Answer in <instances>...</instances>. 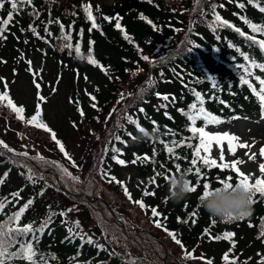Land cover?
<instances>
[{
	"label": "trees",
	"instance_id": "obj_1",
	"mask_svg": "<svg viewBox=\"0 0 264 264\" xmlns=\"http://www.w3.org/2000/svg\"><path fill=\"white\" fill-rule=\"evenodd\" d=\"M256 2L257 0L252 4L248 3V0H202V6L196 7L195 0H114L111 5L104 6L91 0H33L32 5L21 6L19 13L14 14L13 21L0 37V65L8 69L15 78L25 77L32 91L34 90V96L37 95L33 82L34 73L37 74L36 82L41 85L40 95L44 94V84L51 90L60 89L62 85L66 87L70 104L68 111L70 118H73L72 122L79 129L86 130L89 142H96L98 145L101 143V148L94 155V170L98 181L104 183L109 193L120 201L117 207H111L102 200L96 201L94 204H99L97 211L106 220L107 216H110L111 224L120 228L129 237L126 238L128 240L136 237L139 242L146 241L145 245H149L148 237H144L143 233L133 226L137 222L140 223L141 219L145 225L162 235L165 241L158 235L157 237L162 240L163 264H205L206 260H211L213 264H224L222 257L229 249H232L229 252L230 260L236 259L237 264H243L244 261H248V264H258L264 257V237L260 235L264 224V197H254L256 202L252 204L251 215L241 220L226 222L210 216L200 206L199 196L202 194V188L176 203L168 198V183L162 177L157 178L156 184L149 183L155 172L164 171L160 167L161 164L172 172L175 171V163H180L182 169L190 166L192 149L186 145H195L198 139L194 137L187 140L192 136L188 131L192 125L187 115L182 114L180 110L189 113V105L193 103H197L199 107L193 89L203 95L206 111L218 116L224 123L230 122L236 116H262L258 97L246 84L240 83L243 70L238 69L236 65L244 63V60L236 48L257 62H264V53L234 28L217 26L214 29L212 14V5L215 4L216 13L224 20L240 28L246 35L264 39V34L253 33L241 19L246 17L252 23L264 26V12L259 10V7H264V0H259L258 7L254 6ZM238 3H243L245 7H237ZM82 5H91L98 28L89 31L92 22L86 18ZM10 10L11 5L6 0L3 10L0 11V18L6 19ZM104 16L119 17L123 31L115 27V19L104 20ZM57 19L60 23L55 22ZM49 20L53 23L49 24ZM30 24L39 35H34L29 30ZM46 24L52 36L44 32ZM60 24L65 26V33L71 31L72 50H69V42L61 34ZM77 41L81 44L79 57L74 50ZM89 41H93L91 53ZM229 44L234 47H229ZM193 45L199 47L189 52ZM89 55L98 61L96 65L87 62ZM144 55L150 59L143 60L141 57ZM29 60L32 62L31 71L26 63ZM252 71L264 78V73L259 69ZM208 76L216 79L218 88L213 89L212 83L207 80ZM139 77L141 80L134 87V92L138 91V94H134V98L127 103L122 122L116 128L110 126L106 131L105 126L110 125L114 102L123 93L125 85L132 78ZM249 79L259 91V83L254 77ZM5 82L0 79V92L4 91ZM7 90L13 102L24 107L25 119H30L35 114L37 96L34 104L24 105L17 103L10 89ZM157 93L161 96L168 95L169 100L160 99ZM92 96L95 100L91 99ZM42 104L41 102V119L55 131L57 138L68 150ZM93 104L96 105L95 108L92 107ZM0 108L14 113L6 101L0 104ZM141 108L144 109L143 112L140 111ZM79 109H82L83 116ZM127 116L138 120L148 135L145 136L138 131L135 124L129 123ZM16 121L28 132L43 133L49 143L59 150L50 133L19 119ZM152 121L156 122L155 126L159 129L156 133L153 132ZM196 126H204V121L197 120ZM169 129L171 133L168 132ZM117 136L120 137L119 140L116 139ZM182 139L184 144L175 148L176 154L182 159H170L160 141L172 146L173 140ZM113 148L119 149L123 155L113 152ZM154 149L157 153L155 164L152 163ZM113 155L124 159L127 165L117 164L112 159ZM144 156L148 157L146 162L137 159ZM133 160H136L135 164L132 163ZM24 162L18 154L9 152L0 145V178L4 179V183L0 184V198L11 201L4 208L5 215H0V221L18 211L28 200H32L33 204L21 217V225L31 224L33 228H40L42 224L47 223V227L24 239L38 240L35 245L38 253L52 254L57 258L49 259L48 264H132L133 260L135 264L143 263L138 258L139 255L135 256L127 247L120 250L117 245L111 243L110 238L106 240V235L103 234L104 226L100 220L91 224L87 231L74 227L72 212H68L66 216L56 215L49 222L50 212H67L63 207L66 201L83 199L90 204L93 201L85 193L73 189H59L57 183L51 186L43 184L33 172L27 171ZM201 167L202 171L208 174L207 178L213 182V186H217V176L224 178L231 174L234 177L233 183L235 182V173L229 169L221 172L218 168L209 170L203 165ZM105 171L109 176H115L124 182L134 200L143 198L148 206L157 207V210L167 217V229L178 233L185 249L188 252L195 250L193 256L196 258L186 259L185 251L164 230L154 226L150 207L145 211L130 202L119 184L115 181L109 183L107 177L102 178ZM189 178L195 184V175H189ZM145 187L149 191H155V195L144 197ZM15 192L20 193L18 198L11 195ZM56 197L60 199L59 205L56 204ZM165 198L167 203L164 202ZM193 212L197 213L194 217L190 215ZM177 217L181 218L180 222H177ZM192 219L196 222L192 223ZM213 219L215 224L212 223ZM185 220L189 222L184 223ZM69 228H73L72 234L69 233ZM205 229L209 230V235H205ZM225 232L235 233L232 241L213 238L223 236ZM81 236L84 239H81ZM88 237L92 238L93 243H87ZM232 242L235 243L234 248ZM143 243L142 249L145 250ZM201 254L203 259L200 258ZM36 259H39V256ZM15 264L27 262L19 260Z\"/></svg>",
	"mask_w": 264,
	"mask_h": 264
},
{
	"label": "snow or ice",
	"instance_id": "obj_2",
	"mask_svg": "<svg viewBox=\"0 0 264 264\" xmlns=\"http://www.w3.org/2000/svg\"><path fill=\"white\" fill-rule=\"evenodd\" d=\"M6 0H0V11L3 10ZM8 3L11 5V10L7 13V18H0V37H2V34L7 30L8 25L10 22L13 21L14 14L19 13L21 10V6H28L33 4V0H7ZM229 2H232V0H229ZM248 3L252 4L254 3V0H248ZM195 6L201 7L202 6V0H195ZM254 6H259V0L254 4ZM82 7L85 10L86 18L91 21V28H89V31H92V29L98 28L99 25L96 23V17L92 15L91 12V5H82ZM216 5H212V14L214 17V24L213 27L217 26H227L229 28H234V30L239 33L241 36H244L248 41H251L253 45H257L262 53H264V39H256L254 35H246L243 31L240 30L238 27H234L232 24H230L227 20H224L218 13H216ZM222 7V5H221ZM237 7L244 8L245 5L243 3H238ZM97 10H99L97 8ZM259 10L261 12H264V7H259ZM195 11V8H194ZM38 15V13H37ZM104 20L111 21L112 19L116 20L115 27L117 29H120L123 31V28L120 23L119 17L110 18L108 16L103 17ZM241 19L244 21L245 24L248 25V27L252 30L253 33H262L264 34V26L252 23L249 21L246 17H241ZM56 23H60L57 19L55 21ZM49 24L53 23L52 20L48 21ZM149 23H152L149 21ZM153 27L156 26L153 24ZM61 28V34L64 39H66L68 43L69 50H72V34L71 31H68L65 33V26L63 24H60ZM71 28V26H69ZM29 30L33 32L34 35H39L36 32V29L30 24ZM44 32L48 36H52V33L49 31L47 24L44 27ZM80 36H83V30L80 32ZM127 39L128 37L125 36ZM219 38V37H218ZM47 42V41H46ZM27 43V41H25ZM93 41H89V53H91V45ZM199 47L198 45H193L192 48L189 49V52L192 51L194 48ZM229 47H234L233 45L229 44ZM75 53L79 57L81 55V44L79 41L75 44ZM236 51L240 53V55L243 57L244 63H238L236 67L238 69H242V75L240 76V83L246 84L249 89L252 90V93L256 95L260 101L261 105V115L264 117V78H262L260 75H255V73L252 71L253 69H259L261 73H264V62H257L256 59L251 58L248 54L241 52L239 48H236ZM143 60L148 61L150 58L147 55H144L141 57ZM87 62L92 65H96L98 61L93 58L91 55L88 56ZM29 65V71H31L32 62L29 60L26 62ZM127 71V70H126ZM36 73L33 74V82L35 84V87L37 88V105L35 114L30 117V119H25V109L23 106H17L13 100L9 97L8 93V85L7 82L4 83V91L0 92V104H3V102H7V106L16 114L17 119L26 122L29 125H32L36 128L43 129L44 131L51 134V138L53 141H55V144L58 146L60 152L64 154V156L72 161V158L70 154L66 151L65 145L57 138V134L54 130H52L42 119V108H41V102H46V98L40 95V83L36 82ZM251 77H254L255 81L259 83V91L253 86V84L250 82ZM87 79V77H85ZM151 79V78H150ZM207 80L212 83L213 89L218 88V83L216 79L212 76H208ZM55 91V89H53ZM193 94L196 98V101L199 104V107L197 106V103H193L189 105V113H184L181 109L180 111L182 114L187 115L188 120L191 122V127L188 128V131L192 133L191 137H188L187 140H192L194 137L198 139V143L193 145L192 143H187V147L189 149H192L191 152V160H190V166L187 167V169H182L180 163H175V171L172 172L165 168V165L161 164V169H164L163 172H155V175L149 179L150 184H156L157 178L162 177L167 183L169 182L170 177H174L177 173H180L181 171H186L188 175H195L196 180L195 184L190 180L189 181V192L195 193L202 188V194L199 196V200L203 199L204 197H207L211 194V190H221V189H229L233 185H239L243 186L246 190H248L252 194L251 203L254 204L256 200L254 197L259 195L260 197H264V163H261L259 165V171L262 174V178H256L254 182H251V177L247 174H245L241 168L239 167L240 164L243 163L242 160H233L231 163L225 162V154H224V143L227 142V150L228 153L231 155H235L237 148H248L250 147L247 144H241L238 143L239 137L232 135L228 132L220 133H211L209 131H206L205 129L208 127V125H219L224 123L223 120H221L218 116L213 115L212 113L206 111L205 107L203 106L205 103L203 95L199 92L193 89ZM157 95L160 97V99L164 101L169 100L168 95H160L157 93ZM92 100H95V97H91ZM123 99V96L121 97ZM174 99V97H173ZM71 102V100H70ZM166 106V105H165ZM93 108L96 107L95 104L92 105ZM81 116L84 115L82 109H79ZM141 112L144 111L143 108L140 109ZM127 121L131 124H135L136 128L139 132L143 133L145 136L148 135V133L145 131V129L140 125L138 120H134L131 116L126 117ZM202 119L204 121V126L197 127L196 121ZM154 128L153 132L156 133L159 131L158 127H156V122L152 121ZM75 126V125H74ZM169 133H171V130H168ZM174 135V133H172ZM198 134V135H197ZM131 135V134H129ZM117 140L120 139V137H116ZM135 139V137H133ZM164 144V149L169 154L170 159H174L175 161H180L182 157L180 155H177L175 152V148H178L184 144V140L176 141L173 140L171 142L172 146H169V144L164 143L163 141H160ZM215 143L217 147L220 149V163L217 162L216 159L211 158V146ZM0 145H3L4 148L8 149L9 152L14 151L13 149L9 148L7 144H5L3 141H0ZM115 153H120L119 149H112ZM201 152L204 153V155H201ZM22 155L27 156V153H22ZM120 155H123V153H120ZM135 155V154H134ZM157 153L155 149L152 153V163H156L155 157ZM260 155L264 157V147L260 149ZM112 159L121 166H126L127 162L124 159L118 158V156L113 155ZM137 159L142 161H147L148 157H137ZM250 160L255 159V154H251L249 156ZM133 164L136 163V160L132 161ZM206 167L207 169L211 170L214 168L220 169L221 172H223L226 169H229L232 173H235V182L233 183L234 177L233 175L229 174L224 178H221L220 176H217L215 179V184L217 186H213V182L208 180L207 173L202 171V167ZM72 166L78 168L79 166L76 165L75 161H72ZM155 171V169H154ZM61 172L68 178L78 181L79 177L73 176L71 172L68 171L67 168L61 167ZM6 175V174H5ZM108 178V182L111 183L115 181L117 184H119L122 188V191L124 195L129 199L130 202L138 205L141 210H148L150 206H148L144 199H133L129 189L125 186L124 182L119 181L115 176H109L108 173L105 171L102 173V178ZM31 179V176L29 177ZM203 181V183H201ZM4 183V179L0 178V184ZM13 197H19L20 193L15 192L11 194ZM155 191H149L147 187L143 190V196H154ZM165 203H167V198H165ZM11 203V201H8L6 198H0V215L4 214V208L7 206V204ZM33 204L32 200H28L22 207L19 208L18 211L12 213L10 216H6V218L3 221H0V264H15L16 261L23 260L26 261L27 264H48V260H56L57 258L52 255L48 254L45 255L43 253H38L35 245L38 244V240L33 239H24L25 237H29L30 235H33L35 233H39L43 231L45 227H47V223L42 224L40 228H33L31 224H25L21 225V217L25 213V211ZM187 207V205H185ZM73 211V209L69 208L67 209V212L61 211L59 213L56 212H50L48 221L50 222L52 217L59 215V216H66L68 212ZM151 211V217L153 218L152 222L155 227L158 229L164 230L171 239L181 247L182 250L185 251V258L186 259H194L196 257L193 256V252L195 251L193 249L192 252H188L185 249V246L183 245L181 239L178 238V233L175 231L168 230L165 224V221L167 220L166 216H163L158 210L157 207H150ZM192 217L196 216L197 213L193 212L190 214ZM251 215V214H250ZM245 216L241 215L239 218L236 217H228L225 219V221H232V220H241ZM181 218L177 217V222H180ZM184 223H188V220L183 221ZM192 223H195L196 221L194 219L191 220ZM213 224H215V220L212 221ZM251 226V225H250ZM74 227L76 229H79L81 227V223L79 220L74 222ZM69 233H73V228L68 229ZM205 235H209V230L205 229ZM235 235V233L232 232H225L223 233V236H215L214 239H228L229 241H232V237ZM261 237H264V224H262V231H261ZM259 238V237H258ZM81 239H84L83 236H81ZM87 243L91 244L93 243V240L91 237L87 238ZM100 247H103V245H100ZM235 247V243L232 242V248ZM232 249H229V252H231ZM229 252H225L222 260L224 261V264H237L236 259L229 258ZM37 256H39V259H36ZM201 259H203V254H201ZM132 264H135V260H133ZM205 264H213L211 260H206ZM243 264H248V261H244ZM258 264H264V257L261 258V260L258 262Z\"/></svg>",
	"mask_w": 264,
	"mask_h": 264
},
{
	"label": "rangeland",
	"instance_id": "obj_3",
	"mask_svg": "<svg viewBox=\"0 0 264 264\" xmlns=\"http://www.w3.org/2000/svg\"><path fill=\"white\" fill-rule=\"evenodd\" d=\"M86 1L89 2V0ZM91 1L104 6L111 5L114 0ZM45 78H47L46 75ZM0 79L8 83V88L17 103L24 105L35 103L37 95L34 96V90L32 91L25 77L20 76L15 78L8 69L0 65ZM140 80L141 77L132 78L125 85L123 93H121L120 97L112 106V117L110 118V125L105 126L106 131L110 126L116 128L120 125L127 111V103L134 98V94H138V91L136 93L134 92V87ZM139 88L140 86H138ZM53 89L51 90L47 84H44V94L41 93V95L46 98V102H42V105L51 123L55 125L64 139L68 148L66 151L70 154L72 161H75L76 165L79 166L78 168L73 167L72 161L67 159L60 150L57 151L43 133L28 132L17 123L15 113H8L2 108H0V141L7 144L9 148L14 150L13 152L15 154H18L25 160L24 164L26 165L27 171L33 172L34 175L41 179L43 184L51 186L57 183L59 189H73L79 193H85L86 196L92 199V204L87 203L83 199L64 202L63 207L65 209H73L71 211V217L73 218V222L80 221L81 229L87 231L91 224H95L100 220L104 226L103 234L106 235L104 238L106 240L110 238L109 240L113 245H117L119 249L127 247V249L132 251V254L135 256L139 255L138 258L143 261L142 264H163L161 241H165V238L162 235H159L149 225H145L142 219L140 223L144 226H141L138 222L133 224V226L139 229L140 233H143L142 235L144 237H148L149 239V245H145L146 241L145 243L142 242L146 246V249L143 250L142 243L136 237L132 240L126 239L129 237L120 228H116L111 224L110 216H107V221L97 211V205L99 204H94L96 201L102 200L111 205V207L115 205L117 207L120 203L115 196L109 193L104 183L98 181L97 174L94 170V155L101 148V143L98 145L96 142L94 144L89 142L90 138L86 130L79 129L72 122L73 118H70L68 111L70 104H68L66 87L62 85L60 89L57 88L55 91ZM122 96L123 99H121ZM205 130L213 134L216 132H228L239 137L238 143L249 145L250 147L248 148H237L235 155H231L228 153L227 142H225V162L231 163L233 160H242L243 163L239 167L245 174L251 177V181H255L256 178H262L259 165L264 163V157L260 155V149L264 147V117L260 115L252 117L238 116L234 117L230 122H226V124L216 127L208 126ZM88 132L90 133V131ZM22 153H27L28 155L25 156ZM253 153L255 154V159L250 160L249 156ZM201 155H204V153L201 152ZM211 158L216 159L218 163L221 162L220 149L215 143L211 146ZM61 167L67 168L73 176L79 177V180L74 181L62 174ZM56 204H60L59 197H56ZM133 218L135 220L137 219L136 216H133ZM157 235L162 239L161 241Z\"/></svg>",
	"mask_w": 264,
	"mask_h": 264
},
{
	"label": "clouds",
	"instance_id": "obj_4",
	"mask_svg": "<svg viewBox=\"0 0 264 264\" xmlns=\"http://www.w3.org/2000/svg\"><path fill=\"white\" fill-rule=\"evenodd\" d=\"M189 181L190 178L186 171H181L174 177H170L168 198L176 203L186 199L191 194ZM251 199L252 194L243 186L233 185L229 189H212L210 195L199 200V204L210 216L225 220L228 217L249 216L252 211Z\"/></svg>",
	"mask_w": 264,
	"mask_h": 264
}]
</instances>
